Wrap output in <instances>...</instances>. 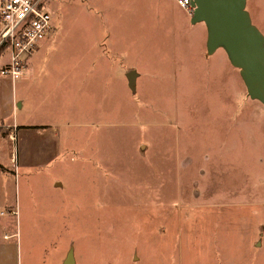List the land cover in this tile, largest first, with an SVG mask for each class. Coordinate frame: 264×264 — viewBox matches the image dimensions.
<instances>
[{
    "label": "rangeland",
    "instance_id": "obj_1",
    "mask_svg": "<svg viewBox=\"0 0 264 264\" xmlns=\"http://www.w3.org/2000/svg\"><path fill=\"white\" fill-rule=\"evenodd\" d=\"M46 8L53 29L30 63L31 103L55 98L89 127H65V156L44 170L17 172L20 139L3 146L0 264L69 253L75 264H264V106L224 49L205 50L203 23L189 25L176 0ZM246 9L264 35V0ZM11 90L2 82V103ZM39 113L30 104L18 118L33 125Z\"/></svg>",
    "mask_w": 264,
    "mask_h": 264
},
{
    "label": "crops",
    "instance_id": "obj_2",
    "mask_svg": "<svg viewBox=\"0 0 264 264\" xmlns=\"http://www.w3.org/2000/svg\"><path fill=\"white\" fill-rule=\"evenodd\" d=\"M246 6H247V3H246ZM179 9H180L179 14L181 16H182L181 11L185 12L186 14L185 17L188 20L186 22H189V25L190 24L194 25L188 19L187 15L190 16V13L186 12L182 8H179ZM179 14L178 15L174 14L172 17H175L177 19V16H179ZM172 17H170L169 28L171 27V25H176V23L171 22ZM262 21H264V19ZM251 22L260 31V29L253 23L252 20ZM199 25H201V23H199ZM203 25L206 28L204 23ZM204 27L203 29H204V32L206 33V38L204 37L203 43L205 45V50H206L207 49L206 48L207 29L205 31ZM40 48H41V45L39 44L34 54L27 60L26 70L22 78L19 81H17V82H20L18 86L20 90L19 93L16 89L17 88V82H16L15 84H12L13 92L11 90V97L9 96L8 99L4 97L3 103H2V98L0 100V153H2V150L4 149L3 146L5 145L6 142H7L6 145L10 146L12 150V147L9 142L12 141V134H13L12 128L15 127L13 132L15 133L14 136L16 137V140H15L16 145H17V142H19V139L21 142L19 153L15 151L16 159H17V168H16L17 172H19V169H22L23 167H25V169H28V166H30L32 170H44V169L54 166L56 162L60 160V158L65 156V153H66L64 152L62 154V152L59 149L58 144L66 143L70 140L68 136L66 137L64 135L65 132L63 131V129L65 127H70V126H74V127L80 126V129H83L82 130L83 132L85 130L87 131L89 127L87 126L88 125V114L87 113L86 114L84 113L82 115V119L80 120L82 122L72 120L69 117L71 114V110L67 109V111H64V108H63L60 113L57 111L55 98H52L50 102L47 101L48 106H49L48 108H46L45 103L42 105H35L31 103V99H32L31 93L36 89V85L39 81V77L33 71V68L30 65V63L34 55L39 52ZM203 54H204V51L202 50V55ZM5 62H6L5 58H0V69L1 67H3ZM130 74L131 73H129L127 77L130 76ZM43 75L45 74L41 73V76ZM71 77H73L74 79V81L72 82L73 86H76L78 88V91H80L83 87L86 86L87 83H86L85 77H83L82 74H78L77 76L73 75ZM132 78L133 80H135L134 73H133ZM136 81H137V78H136ZM2 82L10 83L8 79L0 76L1 86H2ZM59 84L63 86L64 84H66V82H64V79H60ZM24 87H25V91H23L22 89ZM48 97L49 96L47 97L42 96V99H47ZM30 104H31V107L36 108L37 110L41 111V113L37 114L36 116L37 122H35L33 125H29L27 121H22L21 119L18 118V116L22 113L23 110L28 109ZM91 116L95 118L96 114H93ZM227 120H228V116H227ZM80 145H82V143ZM223 149L226 152H230L231 146L229 145V142H228V148L226 149L223 146ZM79 155L81 156L82 159H86L87 157H89V153H87L86 150H80ZM0 165L3 166L1 163ZM5 176H6L5 173L0 172V203H2V196H3L2 191L7 186L4 183ZM67 258L62 259V264H66ZM70 262H72V264H75V258H72Z\"/></svg>",
    "mask_w": 264,
    "mask_h": 264
},
{
    "label": "water",
    "instance_id": "obj_3",
    "mask_svg": "<svg viewBox=\"0 0 264 264\" xmlns=\"http://www.w3.org/2000/svg\"><path fill=\"white\" fill-rule=\"evenodd\" d=\"M247 0H191V22L204 23L209 53L222 48L240 71L250 99L264 106V36L252 24ZM133 73L128 76L133 83ZM69 253L66 264H72Z\"/></svg>",
    "mask_w": 264,
    "mask_h": 264
},
{
    "label": "built area",
    "instance_id": "obj_4",
    "mask_svg": "<svg viewBox=\"0 0 264 264\" xmlns=\"http://www.w3.org/2000/svg\"><path fill=\"white\" fill-rule=\"evenodd\" d=\"M50 0H0V58L6 62L0 76L12 84L19 81L40 42L53 29L52 16L46 6ZM177 5L192 13L191 0H176ZM15 142L16 137L12 135Z\"/></svg>",
    "mask_w": 264,
    "mask_h": 264
},
{
    "label": "trees",
    "instance_id": "obj_5",
    "mask_svg": "<svg viewBox=\"0 0 264 264\" xmlns=\"http://www.w3.org/2000/svg\"><path fill=\"white\" fill-rule=\"evenodd\" d=\"M0 172H2V173L6 172L5 168L1 165H0Z\"/></svg>",
    "mask_w": 264,
    "mask_h": 264
}]
</instances>
